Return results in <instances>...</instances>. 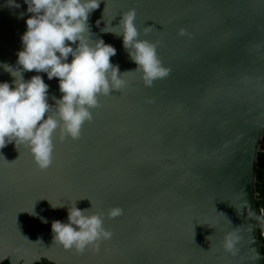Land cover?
<instances>
[{
	"label": "water",
	"instance_id": "water-1",
	"mask_svg": "<svg viewBox=\"0 0 264 264\" xmlns=\"http://www.w3.org/2000/svg\"><path fill=\"white\" fill-rule=\"evenodd\" d=\"M9 2L0 0V81L11 83L2 65L16 66L32 14L24 0ZM129 9L139 38L157 43L170 69L151 87L116 34ZM88 23L92 41L116 48L110 60L127 72V86L99 97L79 139L60 141L57 130L46 170L25 144L0 149V263L264 264L255 174L264 137V0H101ZM106 26L116 33L101 31ZM40 75L56 115L58 78ZM74 204L103 214L113 235L98 252L53 241L52 222L66 223ZM117 206L123 213L107 216Z\"/></svg>",
	"mask_w": 264,
	"mask_h": 264
},
{
	"label": "clouds",
	"instance_id": "clouds-1",
	"mask_svg": "<svg viewBox=\"0 0 264 264\" xmlns=\"http://www.w3.org/2000/svg\"><path fill=\"white\" fill-rule=\"evenodd\" d=\"M10 6L19 7L16 0ZM27 12V29L22 34L23 48L17 52L16 66L3 64L5 71L14 78L11 83L0 81V149L7 144H25L29 147L37 167L48 169L53 162L54 136L64 141L81 137L85 122L93 119V108L98 107L99 97L127 86L124 72L119 65L111 63L116 48L105 43L103 38L90 39V14L100 7L101 0H24ZM24 13H21L23 16ZM136 10L129 9L122 15L119 34L103 28V32L122 34L123 46L130 58L143 73L146 87L168 75L170 69L158 58L157 43L139 38L135 24ZM97 25L100 21L97 20ZM151 25L144 30H151ZM186 29L180 30L185 35ZM71 56V61H69ZM136 69V70H137ZM35 71L30 79L25 72ZM49 80L58 78L59 91L56 100V115L48 102ZM47 114V118H45ZM53 208L65 204H53ZM123 213L120 207L108 210L107 216L115 218ZM43 219V218H42ZM44 222H47L46 220ZM78 226V227H77ZM53 241L65 249L82 252L88 247L100 250V243L112 238V232L104 227L101 213L89 214V209H80L76 204L68 208L67 222H52ZM235 237H225V248L233 250Z\"/></svg>",
	"mask_w": 264,
	"mask_h": 264
},
{
	"label": "trees",
	"instance_id": "trees-1",
	"mask_svg": "<svg viewBox=\"0 0 264 264\" xmlns=\"http://www.w3.org/2000/svg\"><path fill=\"white\" fill-rule=\"evenodd\" d=\"M256 184V202H257V222L260 224L259 235L262 242V252L264 254V137L261 140V150L258 155V161L255 163ZM0 264H9L8 260ZM35 264H54L47 260H42Z\"/></svg>",
	"mask_w": 264,
	"mask_h": 264
},
{
	"label": "snow or ice",
	"instance_id": "snow-or-ice-1",
	"mask_svg": "<svg viewBox=\"0 0 264 264\" xmlns=\"http://www.w3.org/2000/svg\"><path fill=\"white\" fill-rule=\"evenodd\" d=\"M83 198H85V197H83Z\"/></svg>",
	"mask_w": 264,
	"mask_h": 264
}]
</instances>
